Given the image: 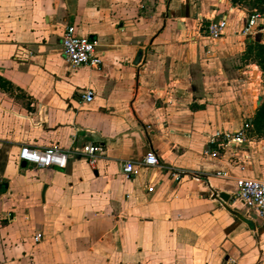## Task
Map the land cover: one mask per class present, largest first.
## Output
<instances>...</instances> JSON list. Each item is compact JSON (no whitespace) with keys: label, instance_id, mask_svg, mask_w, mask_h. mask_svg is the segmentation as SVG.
I'll return each instance as SVG.
<instances>
[{"label":"crops","instance_id":"obj_1","mask_svg":"<svg viewBox=\"0 0 264 264\" xmlns=\"http://www.w3.org/2000/svg\"><path fill=\"white\" fill-rule=\"evenodd\" d=\"M254 13L232 0H0V264H264V225L235 184L264 179V136L252 126L205 154L264 100L246 58L264 44ZM220 19L213 41L204 29ZM70 25L97 42L98 68L64 61ZM86 144L104 149L94 166ZM55 145L71 154L65 169L18 161L23 147ZM149 153L206 181L149 167L126 180L123 163Z\"/></svg>","mask_w":264,"mask_h":264},{"label":"built area","instance_id":"obj_2","mask_svg":"<svg viewBox=\"0 0 264 264\" xmlns=\"http://www.w3.org/2000/svg\"><path fill=\"white\" fill-rule=\"evenodd\" d=\"M260 15L254 13L250 17L248 27H254L256 20ZM227 21L225 19L213 20L204 29L205 35L218 41L225 36ZM62 54L64 61L73 69L79 67L98 68L102 64V59L97 51V42L87 37H81L76 34L74 26L70 25L65 29L62 40ZM86 102L93 99V91L87 90L82 96ZM252 129L251 122H245L240 130L236 132L216 131L209 138L210 149L206 155L217 157L219 151L231 148L233 145L242 144L247 140V134ZM82 155L87 159L91 166H94L97 159L104 153L103 147L95 144H86L82 148ZM70 152L59 146H50L45 148L23 147L18 155V161L26 165H31L37 169H65L68 165ZM142 167H149L168 171L170 177L177 183L185 178H190L197 182H205V176L200 172L178 170L172 166L164 164L155 153H149L140 161H127L123 163L122 174L126 180H130L138 175ZM220 176V174H218ZM222 176L227 177L226 174ZM236 196L243 206L264 225V179H252L239 177L235 179ZM209 197L214 200H220V194L215 192L210 186ZM153 189L150 188L149 192ZM40 236H36L38 241Z\"/></svg>","mask_w":264,"mask_h":264},{"label":"trees","instance_id":"obj_3","mask_svg":"<svg viewBox=\"0 0 264 264\" xmlns=\"http://www.w3.org/2000/svg\"><path fill=\"white\" fill-rule=\"evenodd\" d=\"M232 3L246 7L248 10L264 16V0H232ZM246 58L259 67L264 80V44L258 40L250 44L246 51ZM6 84L0 79L1 86ZM252 126L257 134L264 136V100L255 114Z\"/></svg>","mask_w":264,"mask_h":264},{"label":"water","instance_id":"obj_4","mask_svg":"<svg viewBox=\"0 0 264 264\" xmlns=\"http://www.w3.org/2000/svg\"><path fill=\"white\" fill-rule=\"evenodd\" d=\"M140 54L138 55V57H137V59H136V61H135V64H137L138 62H139V60H140ZM24 164V163H23ZM46 190V187L44 188V191ZM44 191H43V193H44ZM220 198L221 199H223V200H227L228 199V196L226 195V194H221L220 195Z\"/></svg>","mask_w":264,"mask_h":264},{"label":"rangeland","instance_id":"obj_5","mask_svg":"<svg viewBox=\"0 0 264 264\" xmlns=\"http://www.w3.org/2000/svg\"><path fill=\"white\" fill-rule=\"evenodd\" d=\"M259 24V26H261L262 25V23L260 22V23H258Z\"/></svg>","mask_w":264,"mask_h":264}]
</instances>
